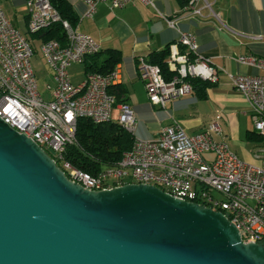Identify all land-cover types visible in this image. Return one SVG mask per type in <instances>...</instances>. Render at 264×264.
<instances>
[{
    "label": "built area",
    "instance_id": "2783aa9c",
    "mask_svg": "<svg viewBox=\"0 0 264 264\" xmlns=\"http://www.w3.org/2000/svg\"><path fill=\"white\" fill-rule=\"evenodd\" d=\"M131 1L134 0H86L84 15L93 16L101 2L123 7ZM142 1L155 5L154 0ZM26 2L32 32L56 21H62L66 30L65 41L49 38L40 45L52 69L55 83L48 86L53 95L48 98L40 91L32 64L35 47L0 5V116L32 137L70 179L86 188L100 190L128 182L157 185L174 196L226 212L238 226L243 241L264 243V142L254 149V156L261 161L255 164L243 160L225 140L215 139L213 133L221 131L217 121L194 134L173 123L164 126L154 138L135 135L137 118L132 105L128 101L117 103L110 90L117 70L92 71L83 81H72L69 66L100 51V43L63 18L51 0ZM194 11L201 13V8ZM179 41L184 50L177 43L170 45L168 63L174 70L171 78L165 76L159 64L139 58V74L149 99L165 106L168 101L193 92L190 76L215 82L222 70L245 95L252 109L254 129L264 136V72L219 69L212 57L200 52L196 36L190 31L180 30ZM238 60L264 69L263 58L241 55ZM116 106L117 120L134 133V142L114 164L96 173L82 174V168L66 157L67 146L78 144V118L110 120Z\"/></svg>",
    "mask_w": 264,
    "mask_h": 264
},
{
    "label": "water",
    "instance_id": "95a60500",
    "mask_svg": "<svg viewBox=\"0 0 264 264\" xmlns=\"http://www.w3.org/2000/svg\"><path fill=\"white\" fill-rule=\"evenodd\" d=\"M0 264H264V243L157 185L86 188L0 116Z\"/></svg>",
    "mask_w": 264,
    "mask_h": 264
},
{
    "label": "crops",
    "instance_id": "0c3cea01",
    "mask_svg": "<svg viewBox=\"0 0 264 264\" xmlns=\"http://www.w3.org/2000/svg\"><path fill=\"white\" fill-rule=\"evenodd\" d=\"M154 1L155 5L134 0L123 7L101 2L93 16H86V0H70L79 15L75 26L92 35L102 51L88 55L83 61V69L77 66L81 62L72 63L69 66L72 81H83L87 64L99 62L109 48H117L121 51V59L114 68L118 76L113 85L117 91L123 90L121 99L128 101L135 111V135L154 138L164 126L173 123H179L189 134H194L217 121L221 131L213 133L215 139L225 140L239 156L250 157L259 142L248 135L254 129L252 109L245 95L222 70L218 81L209 80L204 95L193 91L163 106L149 99L139 74V58H148L152 51L172 43L184 50L179 36L180 30H186L196 36L200 52L212 57L213 64L219 69L233 73L264 72L263 68L238 60L241 55L264 59V0H196L193 5L181 0ZM0 5L19 29L29 35L26 0H0ZM196 7L201 8V13L194 11ZM23 21L25 31L20 28ZM34 40L40 45L43 42L41 37ZM51 78L52 83L48 84L54 85L52 69ZM47 89L50 98L53 90L49 86ZM115 111L118 112L117 106Z\"/></svg>",
    "mask_w": 264,
    "mask_h": 264
},
{
    "label": "trees",
    "instance_id": "16d2710c",
    "mask_svg": "<svg viewBox=\"0 0 264 264\" xmlns=\"http://www.w3.org/2000/svg\"><path fill=\"white\" fill-rule=\"evenodd\" d=\"M51 1L58 8L63 18L68 19L74 26L77 24L79 15L74 10L70 0ZM181 1L187 4L190 3V0ZM65 31L62 21H56L35 32L28 31L29 35H26L36 50L35 45L37 42L34 40L35 37H41L43 40L58 38L61 41H65ZM101 52L100 50L91 55H97ZM169 55L170 44L160 50L152 51L147 58L150 62L159 64L167 78H171L174 74V70L168 63ZM120 59L121 51L117 48H109L106 56L99 62L87 64L86 72L100 71L109 73L114 70ZM189 80L193 85V91H196L199 95L205 94V88L210 83L209 80L196 76H190ZM110 90L114 93L117 103L123 101L120 97L123 93L122 89L119 88V91H117L115 85H112ZM248 135L259 142H264V136L255 129L251 130ZM77 138L78 144L67 146L66 157L82 168V171L96 173L103 167L114 164L119 160L124 151L132 146L135 135L127 128L125 129L118 120L110 119L96 122L90 117L80 116L77 125Z\"/></svg>",
    "mask_w": 264,
    "mask_h": 264
},
{
    "label": "rangeland",
    "instance_id": "374dc122",
    "mask_svg": "<svg viewBox=\"0 0 264 264\" xmlns=\"http://www.w3.org/2000/svg\"><path fill=\"white\" fill-rule=\"evenodd\" d=\"M7 14H9V13H7ZM20 28L23 31L26 30V24H25L24 21L21 23ZM35 46H36V52H35V54L32 57V64H33L34 70H35L36 75H37L38 80H39L40 90L43 92V94L46 97H49L50 96V91L47 92V90H48L47 86H48V83H52L51 69L49 67V64L47 63V60L45 59V57L43 55V52H42V50L40 48V44L37 42ZM77 66L83 69L84 68V63L81 62ZM117 113H118L117 111H114V114H113V117H112L113 120H117V118H118ZM257 144H256V146H257ZM240 157L243 160H246V161H249V162H252V163H255V164H261V161L258 158H256L253 153L248 158L245 157L243 154H241Z\"/></svg>",
    "mask_w": 264,
    "mask_h": 264
},
{
    "label": "bare ground",
    "instance_id": "6f19581e",
    "mask_svg": "<svg viewBox=\"0 0 264 264\" xmlns=\"http://www.w3.org/2000/svg\"><path fill=\"white\" fill-rule=\"evenodd\" d=\"M31 31V30H30ZM123 126H124V122L123 121H119ZM13 127V126H12ZM126 129V128H125ZM82 174H90V173H87V172H84L82 171ZM225 215H226V212H223Z\"/></svg>",
    "mask_w": 264,
    "mask_h": 264
}]
</instances>
